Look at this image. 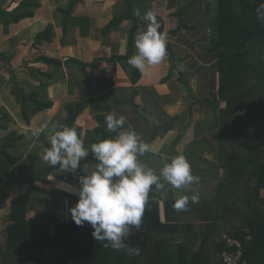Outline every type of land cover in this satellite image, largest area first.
I'll return each mask as SVG.
<instances>
[{
    "label": "crops",
    "instance_id": "1",
    "mask_svg": "<svg viewBox=\"0 0 264 264\" xmlns=\"http://www.w3.org/2000/svg\"><path fill=\"white\" fill-rule=\"evenodd\" d=\"M21 1L0 0V8L10 12ZM28 1L35 2L29 8L33 13L31 17L7 23L0 14V54L7 58V61L0 58V250L5 248L9 200L26 193L28 214L33 216L39 208L34 199V196L41 195L38 188L60 189L78 197L73 194V189L79 187L80 169L66 173L59 168L29 183L31 173L36 176L49 166L41 161L40 153L50 146L48 129L53 126L57 129L63 123L67 115L66 104L70 102L84 103L76 126L88 149L93 139L100 138L94 132V117L109 113L124 116V129L135 130L149 144L150 151L139 157L146 167L158 173L170 158L176 155L186 157L193 175L199 177L198 185L176 189L165 184V189L157 191L153 186L149 193L148 200L156 201L162 221L172 217L164 202L182 195L191 196L193 188L199 193V201L214 197L219 169L215 160L219 138L215 117L219 106L207 99L213 98L217 91V51L213 46L215 0H189L190 7L181 16L186 27L176 33L173 30L180 21L176 13L188 0L132 2V13L136 9L141 15L147 11L155 13L160 24L158 32L164 37L167 49L163 61L146 65L136 82L132 81L124 61L116 57L127 51L132 21L123 20L106 31L113 16L126 10L127 0H81L69 15L65 11L73 0ZM203 7L209 8L206 11H214L210 24L205 26L201 16L195 19L193 15L190 21V10ZM191 25L193 27H189ZM146 26L147 23L142 22L137 33ZM203 27H206L207 39H200L198 35ZM47 28L52 29L51 40L35 44L37 35ZM136 52L134 47V55ZM40 55L58 59L60 64L38 61L36 58ZM80 63L94 65L83 68ZM11 73L13 87L8 86L10 78L5 76L11 77ZM14 87L22 93L21 89L27 93L35 92L41 100L51 101V107L33 111L30 105L27 117H23ZM134 89L139 91L136 101L140 111L159 124L155 137H151L153 126L140 118L131 105L116 103L130 98ZM45 125L47 128L39 136L32 135L34 129ZM10 134L13 138H20L11 142L5 140ZM95 164L91 161L83 167L94 169ZM50 177L53 179L48 180ZM8 184L13 189H7ZM26 186L30 187L28 191ZM61 203L58 215L72 220L68 214L70 205L66 200ZM205 214L210 220V212L205 210Z\"/></svg>",
    "mask_w": 264,
    "mask_h": 264
},
{
    "label": "trees",
    "instance_id": "2",
    "mask_svg": "<svg viewBox=\"0 0 264 264\" xmlns=\"http://www.w3.org/2000/svg\"><path fill=\"white\" fill-rule=\"evenodd\" d=\"M78 1L81 0L72 1L65 11L67 15ZM133 1L127 0L126 10L113 16L106 31L123 20L132 21L127 51L116 57L124 61L132 81L136 82L140 70L130 66L128 59L134 56V37L139 25L145 21L132 13ZM262 2L264 0H215L213 46L217 51V91L213 98L207 99L219 106L215 160L220 174L213 199L190 201L187 209L181 212L173 208L175 199L165 201L166 210L169 208L172 213L171 219L168 217L165 221L161 220L156 201L148 200L141 227L132 228V234L125 241L141 250L138 256H131L95 240L87 222L78 226L73 220L57 214L63 200L71 207L78 197L60 189L38 188L41 195L34 199L39 208L29 216L27 194L21 193L10 201L1 264L8 261L7 255L14 258L16 264H224L223 253L234 255L238 248L235 244L229 245L227 238L239 244L241 263L264 264V21L257 16V8ZM34 5V1L22 0L10 12L0 8V14L7 23L17 22L31 17L33 13L29 8ZM187 9L188 4H185L177 11L180 21L173 33L186 27L181 16ZM51 34V28L45 29L37 35L35 44L50 41ZM3 57L0 54V58ZM3 59L7 61V58ZM36 59L50 65L60 64V60L46 55ZM80 64L83 68L94 65ZM13 92L25 118L29 103H32L33 111L52 105L51 101L38 98L35 92L25 94L16 87ZM138 93L134 89L130 98L116 103L131 105L140 118L153 126L151 137H155L159 124L140 111L136 101ZM83 110L82 101L66 104V118L57 129L71 127L80 138L76 121ZM108 114L94 117V132L100 138L93 139L90 146L103 138L113 137L114 133L106 130L105 116ZM16 138L10 134L4 139L11 142ZM91 161L96 162L89 147V156L81 161V166ZM59 168L47 166L36 176L31 173L29 183ZM205 210L210 212V220L206 219ZM186 215H192V220H185Z\"/></svg>",
    "mask_w": 264,
    "mask_h": 264
},
{
    "label": "clouds",
    "instance_id": "3",
    "mask_svg": "<svg viewBox=\"0 0 264 264\" xmlns=\"http://www.w3.org/2000/svg\"><path fill=\"white\" fill-rule=\"evenodd\" d=\"M147 23L144 30L134 37L137 52L128 59V64L143 71L147 66L161 63L166 56L164 37L159 34L160 24L155 13L147 11L143 15L139 9L133 13ZM258 19L264 21V2L257 8ZM106 130L114 132L90 146L96 164L94 169L81 166V161L89 156L77 132L68 126L48 129L49 147L40 153L43 163L59 166L66 173H75L78 169V196L76 203L69 208L68 214L76 225L86 222L92 227L95 240L105 243L116 251L124 250L128 255L138 256L140 248L125 243L132 234L131 229H139L142 224L145 205L149 193L165 189V184L176 189H187L199 184V177L193 175L191 165L183 155H176L165 162L157 173L146 167L139 157L150 151L148 143L135 130L124 129L125 117L108 114L105 116ZM47 126L36 128L33 136H39ZM50 177L48 180H52ZM60 187H64L63 184ZM177 197L173 208L177 212L187 209L189 202L196 203L199 193ZM9 203L10 200H9Z\"/></svg>",
    "mask_w": 264,
    "mask_h": 264
},
{
    "label": "rangeland",
    "instance_id": "4",
    "mask_svg": "<svg viewBox=\"0 0 264 264\" xmlns=\"http://www.w3.org/2000/svg\"><path fill=\"white\" fill-rule=\"evenodd\" d=\"M189 2H191V1H189L188 0V2H185L183 5H185V4H187V3H189ZM204 2H207V1H204ZM190 6L188 5V8H189ZM209 8H206V7H203L202 9H192V10H190V21H192L193 19H192V16L194 15V17H195V19H200L199 17L201 16V22L202 23H204V26L205 25H209L210 24V22H211V20H212V18H213V15H214V11L213 10H209V11H206V10H208ZM205 28L206 27H203L202 29V31H200L199 33H198V35L200 36V39L201 38H203V39H207V31L205 30ZM208 61V60H207ZM212 65V64H211ZM213 66V65H212ZM214 67H215V63H214ZM217 67V66H216ZM218 68V67H217ZM6 76V78H10L9 79V81H8V83H9V87H11L12 85H11V80L14 82V80H13V75H12V73H11V77H9V75H5ZM21 83V82H20ZM13 87V86H12ZM22 91H24V93L25 94H29V93H27V92H25V89H21ZM31 93V92H30ZM71 103V102H70ZM32 103H29V105H31ZM217 113V117H215L216 119V123H218V112H216ZM216 142V141H215ZM29 163V162H28ZM30 164V163H29ZM219 174H220V170L218 169V176H219ZM27 176H28V174H27ZM23 178H21V180H22ZM218 180V179H217ZM218 182V181H217ZM217 182H215V186L217 185ZM33 185V187H32V189H35V186H34V184H32ZM213 185V186H214ZM12 187V188H11ZM29 186H26V188H28ZM30 188V187H29ZM29 188L26 190V191H28L29 190ZM7 189H13V186H10V184H8V186H7ZM4 190H6V188H4ZM8 191V190H7ZM214 195H216V191L214 192ZM190 197V196H189ZM211 199H213V197H210V198H207V200H205V201H210ZM200 202H204V200H200ZM30 205V204H29ZM33 206V205H32ZM31 214V213H30ZM57 214H59V213H57ZM193 215V214H192ZM192 215H186L187 216V218H185V220H192L191 219V216ZM61 216V215H60ZM6 233V232H5ZM0 253H1V250H0ZM0 257H1V255H0ZM7 259H8V261H6V262H4L5 264H16V260L14 259V258H12V257H10L9 255H7ZM0 260H1V258H0Z\"/></svg>",
    "mask_w": 264,
    "mask_h": 264
},
{
    "label": "built area",
    "instance_id": "5",
    "mask_svg": "<svg viewBox=\"0 0 264 264\" xmlns=\"http://www.w3.org/2000/svg\"><path fill=\"white\" fill-rule=\"evenodd\" d=\"M226 242L229 245L235 244L238 248L236 249V252L234 255L231 254L230 252H224L223 253L222 259H223L224 264H243V263H241V260H240L242 252L240 250L239 244L237 242L231 241V239H229V238L226 239Z\"/></svg>",
    "mask_w": 264,
    "mask_h": 264
}]
</instances>
